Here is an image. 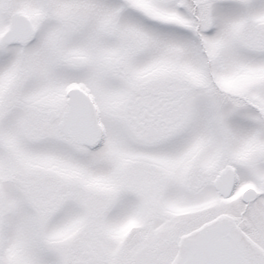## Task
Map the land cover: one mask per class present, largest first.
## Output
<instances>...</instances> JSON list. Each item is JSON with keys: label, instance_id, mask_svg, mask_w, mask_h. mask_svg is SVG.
Instances as JSON below:
<instances>
[{"label": "snow or ice", "instance_id": "6c2138e0", "mask_svg": "<svg viewBox=\"0 0 264 264\" xmlns=\"http://www.w3.org/2000/svg\"><path fill=\"white\" fill-rule=\"evenodd\" d=\"M0 264H264V0H0Z\"/></svg>", "mask_w": 264, "mask_h": 264}]
</instances>
